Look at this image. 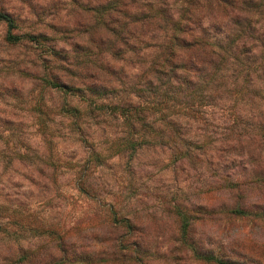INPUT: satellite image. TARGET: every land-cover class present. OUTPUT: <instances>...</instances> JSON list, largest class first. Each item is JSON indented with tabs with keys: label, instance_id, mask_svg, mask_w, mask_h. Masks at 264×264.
Returning <instances> with one entry per match:
<instances>
[{
	"label": "clouds",
	"instance_id": "clouds-1",
	"mask_svg": "<svg viewBox=\"0 0 264 264\" xmlns=\"http://www.w3.org/2000/svg\"><path fill=\"white\" fill-rule=\"evenodd\" d=\"M0 264H264V0H0Z\"/></svg>",
	"mask_w": 264,
	"mask_h": 264
}]
</instances>
